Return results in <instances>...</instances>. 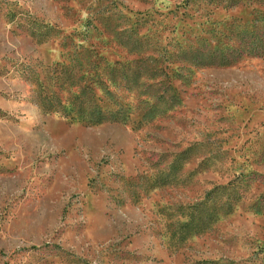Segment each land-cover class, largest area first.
Listing matches in <instances>:
<instances>
[{
	"label": "rangeland",
	"instance_id": "rangeland-1",
	"mask_svg": "<svg viewBox=\"0 0 264 264\" xmlns=\"http://www.w3.org/2000/svg\"><path fill=\"white\" fill-rule=\"evenodd\" d=\"M0 264H264V0H0Z\"/></svg>",
	"mask_w": 264,
	"mask_h": 264
}]
</instances>
